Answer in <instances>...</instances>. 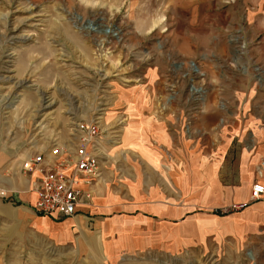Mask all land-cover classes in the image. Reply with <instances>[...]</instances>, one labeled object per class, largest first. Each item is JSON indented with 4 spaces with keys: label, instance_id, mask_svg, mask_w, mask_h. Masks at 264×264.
<instances>
[{
    "label": "rangeland",
    "instance_id": "374dc122",
    "mask_svg": "<svg viewBox=\"0 0 264 264\" xmlns=\"http://www.w3.org/2000/svg\"><path fill=\"white\" fill-rule=\"evenodd\" d=\"M138 1L0 0V151L26 159L35 148L71 139L93 116H103L107 129L130 108L129 98L146 114L181 115L186 132L194 115L225 110L222 98H233L239 85L264 89V11H245L239 23L236 10L224 29L206 31L176 21L174 4ZM145 21L152 26L142 30ZM207 98L221 103L207 106ZM122 125L117 124L106 169L115 157L123 158L114 153ZM5 224L0 219V229ZM79 254L45 251L0 232V264H102L95 254ZM122 262L264 264V244L145 253Z\"/></svg>",
    "mask_w": 264,
    "mask_h": 264
},
{
    "label": "crops",
    "instance_id": "0c3cea01",
    "mask_svg": "<svg viewBox=\"0 0 264 264\" xmlns=\"http://www.w3.org/2000/svg\"><path fill=\"white\" fill-rule=\"evenodd\" d=\"M164 4H169L167 8L174 4L176 21L182 19L184 25L206 31L224 29L236 10L239 23L245 11H264V0H164ZM150 25L151 21H145L141 29ZM187 29L191 32L192 27ZM211 36L215 39V34ZM263 90L261 84L245 83L233 98H222V103L207 98L205 105L216 107L218 102L225 110L194 115L186 132L181 115L146 114L136 108L135 98L127 103L121 100L130 108L115 117L108 130L104 127L108 140L100 175L91 186V203L64 218L35 210L33 176L22 170L26 159L0 151V219L6 223L0 232L16 241H32L45 251L76 249L79 255L92 258L95 254L102 264L226 243L260 247L264 244V192L242 209L224 214L214 210L247 201L253 182L264 185ZM121 123L120 145L114 153L123 158L115 157L106 169V156Z\"/></svg>",
    "mask_w": 264,
    "mask_h": 264
},
{
    "label": "built area",
    "instance_id": "2783aa9c",
    "mask_svg": "<svg viewBox=\"0 0 264 264\" xmlns=\"http://www.w3.org/2000/svg\"><path fill=\"white\" fill-rule=\"evenodd\" d=\"M100 118L93 116L80 124L71 139L52 142L27 155L22 170L33 176L31 190L36 194L35 210L39 214L64 218L91 203V186L100 175L103 146L108 140ZM263 192L264 185L255 181L247 201L229 203L214 211L224 214L242 209L260 199Z\"/></svg>",
    "mask_w": 264,
    "mask_h": 264
},
{
    "label": "bare ground",
    "instance_id": "6f19581e",
    "mask_svg": "<svg viewBox=\"0 0 264 264\" xmlns=\"http://www.w3.org/2000/svg\"><path fill=\"white\" fill-rule=\"evenodd\" d=\"M78 20L80 21V19H78ZM194 66H195V65H194ZM195 69H196V68H195ZM194 90L199 92L200 89H198V88H194Z\"/></svg>",
    "mask_w": 264,
    "mask_h": 264
}]
</instances>
